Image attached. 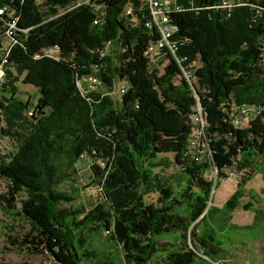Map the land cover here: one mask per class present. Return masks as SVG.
Returning a JSON list of instances; mask_svg holds the SVG:
<instances>
[{
	"label": "trees",
	"instance_id": "1",
	"mask_svg": "<svg viewBox=\"0 0 264 264\" xmlns=\"http://www.w3.org/2000/svg\"><path fill=\"white\" fill-rule=\"evenodd\" d=\"M219 1L177 0L183 9L170 17L177 55L186 57L181 65L195 79L190 85L169 53L161 72L149 66L145 49L158 35L146 27L148 14L138 10V0H0L27 28L0 86V133L14 142L0 155V176L7 181L0 200L31 224L13 241L17 247L47 254L55 264H150L157 236L175 230L185 249L173 263L206 262L196 251L211 255L218 243L206 221L215 209L209 205L214 184L205 174L208 163L187 154L196 103L208 121L210 163L219 177L227 176L226 168L251 169L255 156L264 162V0H244L229 13L216 7ZM128 4L131 14L125 13ZM48 47L58 49L56 57L43 53ZM90 75L108 90L123 82L119 100L98 90L82 92L78 82ZM18 81L38 92L31 115L28 103L15 97ZM232 103L259 111L234 127ZM166 152L174 153L187 185L180 193L158 185L157 202H146L154 190L152 169ZM80 157L91 159V181L101 188L89 208L61 205L75 197L58 189L67 176L62 163L74 170ZM242 181L223 209L237 207ZM104 233L120 262L98 256L92 243Z\"/></svg>",
	"mask_w": 264,
	"mask_h": 264
},
{
	"label": "rangeland",
	"instance_id": "2",
	"mask_svg": "<svg viewBox=\"0 0 264 264\" xmlns=\"http://www.w3.org/2000/svg\"><path fill=\"white\" fill-rule=\"evenodd\" d=\"M159 56L161 55H158L157 59L161 63L163 60ZM156 66L161 72L164 68V63ZM78 85L84 93L88 90H98L102 93L110 94L114 100L118 101L121 95L119 88L124 83L119 82L114 90H108L97 78L91 75L81 79ZM3 94L9 96L8 92ZM15 97L27 102L28 110L32 111L38 101V92L33 85L18 81L16 82ZM231 120L233 124V117H231ZM3 124L4 122L1 121L0 126ZM245 124L247 123L236 125V127ZM13 145L14 142L12 140L0 133V155L12 150ZM203 148L205 152L202 155L199 154L197 161H206L208 163L205 174L207 179L212 180L214 184L209 205L211 209L215 208L211 214H208L206 221L215 231L219 241L223 242L230 258L233 259V264H241L245 258L247 263L252 264L257 250L264 245V162L260 157L255 156L251 169L243 167L236 171L232 168H226L224 173L227 176L219 177L217 169L210 163L211 155L207 153V145H203ZM189 149L197 150L196 141L192 145L190 144ZM64 161L65 159H62V162ZM158 161L160 165L152 169L154 176L151 189L153 188L154 190L145 195L146 202H157L160 192L154 187L158 185L170 184L176 193H180L187 185L186 174L182 171L181 166L176 163L173 152L159 154ZM90 163L91 159L80 157L74 166V170L62 163L61 171L65 172L67 176L58 185V189L70 193L75 199L72 202L62 203L61 205L71 204L73 207L83 205L85 208H89L90 205L98 200L100 190L98 185L91 181ZM226 179H232L235 185H229V183L225 182ZM239 180H243V183L239 189L240 196L237 207L232 211L223 209L225 200L237 188L236 185ZM6 191L7 181L0 176V194ZM245 203L249 204L248 209H243L242 205ZM201 225L202 223L200 222ZM30 227L31 224L26 218L10 212L6 207V203L0 200V264H55L47 254H31L15 245L13 241L20 238ZM197 229L199 230V228ZM195 242L198 244L196 240ZM92 244L97 249L99 257L108 256L117 262L121 261L120 253L112 245L108 234L98 235ZM208 256L212 259H221L214 258L211 255ZM154 259H157L156 255H153L150 264L155 263ZM157 261L159 260L157 259ZM220 263L228 264L225 260H220Z\"/></svg>",
	"mask_w": 264,
	"mask_h": 264
},
{
	"label": "built area",
	"instance_id": "3",
	"mask_svg": "<svg viewBox=\"0 0 264 264\" xmlns=\"http://www.w3.org/2000/svg\"><path fill=\"white\" fill-rule=\"evenodd\" d=\"M244 0H220L216 7H219L229 13L233 7L242 4ZM146 10L148 18L145 21V25L148 29L157 33L158 37L155 41H149L145 51L148 55V64L150 67H157L156 65L164 63L166 65L165 56L169 53L172 55L177 63L180 64V69L183 77L190 85H193L195 79L192 75V70L187 69L181 65L186 57L177 55L179 49V41L174 38L175 25L171 23V15L175 12L181 11L183 8L177 2V0H138V10ZM125 13L131 14L130 4L125 7ZM15 10L11 6L6 4H0V86L8 81L9 70V55L18 39H24L27 34V28L14 25ZM102 13L96 16L94 23L100 22ZM47 56L56 57L58 49L43 51ZM158 55H161L160 59L163 61L160 63L157 59ZM39 56V54H36ZM91 76V75H90ZM96 78V77H95ZM125 86L121 85L119 91L124 92ZM259 108L254 105H247L244 103H232L229 115L233 117V126L249 123L255 115L258 113ZM28 115L32 114V111H27ZM191 133L189 135L187 144V154L189 157L198 160L199 154H204L203 145H207L208 154H211V150L208 145V140L205 135V128L208 125V121L202 112V107L199 102L196 103L193 112L190 114ZM190 141V142H189ZM197 143V150H190V144ZM193 151V152H192ZM215 168V166H213ZM231 173V172H230ZM249 173V172H248ZM235 176V175H233ZM99 190L101 189L98 187ZM196 253L210 264H220V260L224 259H212L208 254H203L199 251ZM62 264V263H57Z\"/></svg>",
	"mask_w": 264,
	"mask_h": 264
},
{
	"label": "crops",
	"instance_id": "4",
	"mask_svg": "<svg viewBox=\"0 0 264 264\" xmlns=\"http://www.w3.org/2000/svg\"><path fill=\"white\" fill-rule=\"evenodd\" d=\"M225 182L235 185L232 179H226ZM237 187V185H236ZM264 196V192H263ZM264 200V198H263ZM218 206V205H217ZM218 244L216 247L211 246L210 252L211 256L214 258L224 259L228 264H233V259L230 258L227 249L224 247L222 241H219L217 238L216 241ZM185 249L181 232L172 231L166 232L160 236H157L156 242V251L154 255L157 256V259H154V264H174L171 260L174 257V254L177 252H182ZM152 264V263H151ZM192 264H210L208 262L202 261L200 258H196ZM241 264H249L247 263V259L245 258ZM252 264H264V245L257 250L256 256L254 257Z\"/></svg>",
	"mask_w": 264,
	"mask_h": 264
},
{
	"label": "bare ground",
	"instance_id": "5",
	"mask_svg": "<svg viewBox=\"0 0 264 264\" xmlns=\"http://www.w3.org/2000/svg\"><path fill=\"white\" fill-rule=\"evenodd\" d=\"M130 10H131V12H132V7H130ZM17 21H18V16L15 14L14 15V25H17ZM49 50H54L52 47H48V48H46L45 50H43V51H49ZM241 125V124H240ZM241 175V174H240ZM221 264V263H220ZM223 264V263H222Z\"/></svg>",
	"mask_w": 264,
	"mask_h": 264
},
{
	"label": "water",
	"instance_id": "6",
	"mask_svg": "<svg viewBox=\"0 0 264 264\" xmlns=\"http://www.w3.org/2000/svg\"><path fill=\"white\" fill-rule=\"evenodd\" d=\"M1 122V121H0Z\"/></svg>",
	"mask_w": 264,
	"mask_h": 264
}]
</instances>
